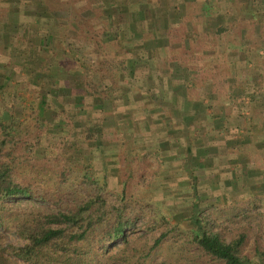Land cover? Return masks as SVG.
<instances>
[{"label": "rangeland", "instance_id": "374dc122", "mask_svg": "<svg viewBox=\"0 0 264 264\" xmlns=\"http://www.w3.org/2000/svg\"><path fill=\"white\" fill-rule=\"evenodd\" d=\"M120 1L0 0V118L21 129L27 128L28 133H23V138L33 141L38 131L37 122H44L47 125L44 130H47L48 120L55 114L54 103L59 105L63 101L60 98L59 102L53 103L48 99L47 103L52 105L48 111L41 104L40 97L46 94V85L40 82L37 72L25 71L21 65L26 60V51L33 45L34 32L44 30L43 19L45 24L50 19L54 25L61 20L70 36L73 32H80V28L102 32L100 16L104 15L103 11L118 10L125 17L133 13L140 16L132 25V29L139 30V33L152 32L170 19L176 23H172L169 29L168 40H155L152 44L158 48L155 63L163 75L161 79L154 73L153 80L157 78L154 80L157 84L154 95L164 96L166 100L153 114H147L144 109H148L145 105L150 102L149 83L144 80L143 91L136 97L139 100L137 109L130 106L127 112L121 108L109 110L108 107L103 135V141L107 142V156L103 159L100 151L88 155L86 150L84 158H81L82 154L75 155L74 159L80 165L72 166L70 184L75 186L86 170L94 178H103L106 182L103 196L107 201L114 202L115 196L124 188L130 201L150 200L159 204L169 212L171 224L181 228L185 225L182 219L186 217L184 208L189 205L192 186L204 203L218 207L245 200L251 195L263 196L264 26L241 15L246 0H124L123 5L116 7ZM208 4L214 9H208ZM222 6L223 10L220 9ZM10 7L20 8L19 19L10 17L7 20ZM233 11L239 15L231 22L229 17L234 16ZM32 17H39L41 25L33 22ZM14 20L18 21L17 26L11 24ZM55 30L60 31L58 27ZM84 41L80 40V44L85 46L88 42ZM134 44L143 49L137 41ZM87 60L95 62L96 57L91 55ZM145 72L140 69L138 75ZM137 85L133 88L138 94ZM175 96H179V100ZM177 108L190 111L191 119L184 122L176 117L173 111ZM95 118L85 119L82 127L94 124ZM120 118L129 120L127 127L132 131L129 136L140 137L133 146L135 150L131 147L133 144L123 143V133H110L118 129ZM143 120L140 129L137 121ZM183 125L188 129L187 135L177 132ZM59 131L64 137L63 130ZM187 142L192 147L191 155L184 151ZM95 143L98 144L90 141L88 145ZM130 148L134 153H129ZM36 152L40 161L31 159V154L28 156L26 151L18 158V162L26 164L21 171H26L28 176L37 171L49 173L57 166L45 151ZM231 157L236 162L230 161ZM246 166L250 169L247 170ZM230 167L237 168V174ZM193 176L196 177L195 183L192 182ZM19 204L49 207L47 203L26 199H21ZM154 235L158 232L155 231ZM151 236L147 235V238ZM5 238L9 243L22 244L13 233L6 234ZM166 247L171 244L165 245V250ZM172 248L167 252L177 257L179 245ZM192 257V264H213L204 258L194 260Z\"/></svg>", "mask_w": 264, "mask_h": 264}, {"label": "trees", "instance_id": "16d2710c", "mask_svg": "<svg viewBox=\"0 0 264 264\" xmlns=\"http://www.w3.org/2000/svg\"><path fill=\"white\" fill-rule=\"evenodd\" d=\"M123 3L124 0L115 5L120 7ZM245 4L241 15L264 26V0H246ZM207 8L212 10L214 6L208 4ZM103 12L102 32L80 28V32L71 36L61 20L56 22L57 26L52 22V26L50 19L45 24L44 19L32 17L33 22L45 26L44 30L34 32L33 45L21 65L25 71L37 72L40 82L46 85V94L40 97L48 111L52 106L48 99L63 101L59 105L53 102L55 114L48 120L47 130L44 122H37L33 141L23 138L27 128L21 129L0 118V264H192V256L194 260L204 258L213 264H264V195H251L218 207L204 203L192 186L189 205L184 208L186 217L182 219L185 225L181 228L171 224L169 212L159 204L150 200L130 201L124 188L114 202L107 201L103 196L106 182L86 170L75 186L70 184L72 166L80 165L75 155L82 154L84 158L86 150L88 155L100 151L102 158L107 156V142L103 141L107 111L121 108L129 112L130 106L137 109L136 97L143 91L144 80L149 83L150 108L146 104L148 109H144L147 114H153L166 100L154 95L157 78L153 80V76L163 75L155 63L158 48L152 44L155 40H168L169 29L176 22L166 19L158 29L139 33L132 29L140 17L135 13L125 17L118 10ZM233 12L231 22L239 15ZM80 40L88 44L84 46ZM134 41L142 44L143 49L136 48ZM91 55L96 57L95 62L87 60ZM140 69L146 72L139 76ZM137 83L138 94L133 88ZM177 97L174 98L179 100ZM185 110L177 108L173 114L186 122L192 115ZM200 113L203 115L202 110ZM62 115L64 119L60 118ZM89 118L97 121L83 128V121ZM144 120L137 121L139 128ZM118 121L120 126L110 133H123V143L133 144L135 150L133 146L140 137L129 136L132 133L127 127L129 120ZM60 129L69 139L59 135ZM177 132L187 135L188 129L183 125ZM90 141L98 144L88 145ZM37 150L45 151L57 166L49 173L37 171L28 176L21 171L26 164L18 162V158L26 151L31 159L40 161ZM184 151L187 155L193 153L189 142ZM192 180L196 181V177ZM21 199L47 203L49 207L21 206ZM155 231L158 235L153 236ZM8 233H13L22 244L7 242ZM167 244L171 247L165 250ZM175 244L179 245L177 257L167 252Z\"/></svg>", "mask_w": 264, "mask_h": 264}, {"label": "crops", "instance_id": "0c3cea01", "mask_svg": "<svg viewBox=\"0 0 264 264\" xmlns=\"http://www.w3.org/2000/svg\"><path fill=\"white\" fill-rule=\"evenodd\" d=\"M11 6H12V5H11ZM13 7H14V6H13ZM13 7H10V9H11L10 11H11V12L9 11L10 13H8V15H7V20H8V21H9V18H10V17H17V18H18V15H20V14H19V12H20V8H19V9H18V8H14V9H13ZM29 13L31 14V11H29ZM29 13H28V14H29ZM33 14H34V13H33ZM18 19H19V18H18ZM17 22H18V21L14 20L13 22H11V24H13V26H17V25H16ZM13 26H12V27H13ZM10 31H11V30H10ZM217 133H218V131H217ZM236 156H237V155H236ZM232 157H233V156H232ZM232 157L229 158V160H230V161H233V162H236L235 159H233L234 157H233V158H232ZM246 167H247V166H246ZM230 168H231V171H232V172L234 171L233 173L237 174V173H236V172H238V171H237V168H235V169H232V167H230ZM246 169L249 170L250 168L247 167Z\"/></svg>", "mask_w": 264, "mask_h": 264}]
</instances>
